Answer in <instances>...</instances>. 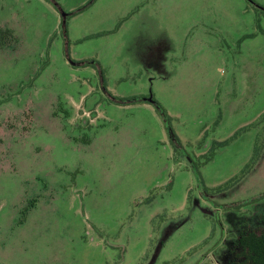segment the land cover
<instances>
[{
	"label": "rangeland",
	"instance_id": "374dc122",
	"mask_svg": "<svg viewBox=\"0 0 264 264\" xmlns=\"http://www.w3.org/2000/svg\"><path fill=\"white\" fill-rule=\"evenodd\" d=\"M263 229L264 0H0V264H232Z\"/></svg>",
	"mask_w": 264,
	"mask_h": 264
},
{
	"label": "trees",
	"instance_id": "16d2710c",
	"mask_svg": "<svg viewBox=\"0 0 264 264\" xmlns=\"http://www.w3.org/2000/svg\"><path fill=\"white\" fill-rule=\"evenodd\" d=\"M256 200L247 201L248 203ZM241 207L238 206L236 209ZM234 250V251H233ZM232 264H264V229L260 234L244 231L234 243Z\"/></svg>",
	"mask_w": 264,
	"mask_h": 264
}]
</instances>
